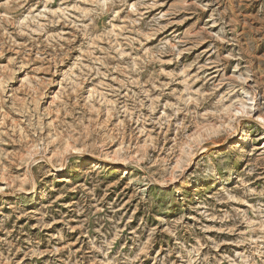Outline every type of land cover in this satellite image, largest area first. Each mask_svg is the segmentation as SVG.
Returning a JSON list of instances; mask_svg holds the SVG:
<instances>
[{"label":"rangeland","instance_id":"obj_1","mask_svg":"<svg viewBox=\"0 0 264 264\" xmlns=\"http://www.w3.org/2000/svg\"><path fill=\"white\" fill-rule=\"evenodd\" d=\"M0 264H264V0H0Z\"/></svg>","mask_w":264,"mask_h":264},{"label":"bare ground","instance_id":"obj_2","mask_svg":"<svg viewBox=\"0 0 264 264\" xmlns=\"http://www.w3.org/2000/svg\"><path fill=\"white\" fill-rule=\"evenodd\" d=\"M237 113V112H236ZM242 134L240 135L241 136V139H243L244 138V136H245V132H241Z\"/></svg>","mask_w":264,"mask_h":264}]
</instances>
